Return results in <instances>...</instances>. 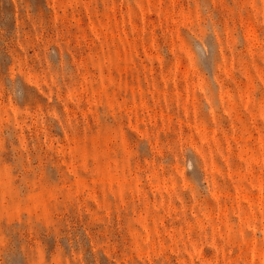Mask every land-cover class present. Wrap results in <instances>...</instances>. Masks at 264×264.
Wrapping results in <instances>:
<instances>
[{"label":"rangeland","instance_id":"rangeland-1","mask_svg":"<svg viewBox=\"0 0 264 264\" xmlns=\"http://www.w3.org/2000/svg\"><path fill=\"white\" fill-rule=\"evenodd\" d=\"M0 264H264V0H0Z\"/></svg>","mask_w":264,"mask_h":264}]
</instances>
